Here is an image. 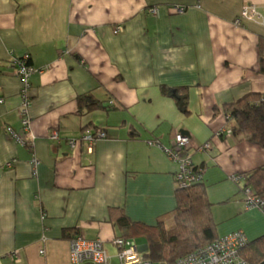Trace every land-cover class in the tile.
<instances>
[{
    "label": "crops",
    "instance_id": "0c3cea01",
    "mask_svg": "<svg viewBox=\"0 0 264 264\" xmlns=\"http://www.w3.org/2000/svg\"><path fill=\"white\" fill-rule=\"evenodd\" d=\"M261 38L264 0H0V264H65L72 235L111 242L115 208L150 225L169 216L178 165L163 148L176 132L204 167L217 236L264 234L238 220L247 209L231 177L263 165L264 149L225 132L222 110L264 93ZM25 54L23 144L7 128L22 133L13 59ZM84 94L116 109L86 113ZM96 128L106 136L90 150L79 139Z\"/></svg>",
    "mask_w": 264,
    "mask_h": 264
},
{
    "label": "trees",
    "instance_id": "16d2710c",
    "mask_svg": "<svg viewBox=\"0 0 264 264\" xmlns=\"http://www.w3.org/2000/svg\"><path fill=\"white\" fill-rule=\"evenodd\" d=\"M259 45L260 54L264 57V38L259 40ZM262 61L264 62V58ZM186 98L187 96L181 97L180 101L185 104ZM79 105L86 113L116 109L112 102L96 100L86 94L79 97ZM222 110L231 122V135L239 136L264 149V93H248L231 103L223 104ZM86 127L89 126L84 128ZM193 172L195 178L189 184L182 186L176 183V205L172 213L159 218L152 225L132 221L116 208L110 212V221L121 230L120 237H145L147 248L144 255L152 262L166 261L172 264L218 237L212 217L213 204L207 198L206 185L202 181L203 165L194 164ZM231 177L234 181V177H238V181L243 179V185L239 186L240 191L245 192L248 189L249 196L264 204V164ZM240 253L249 264L263 261L264 234L248 239Z\"/></svg>",
    "mask_w": 264,
    "mask_h": 264
},
{
    "label": "built area",
    "instance_id": "2783aa9c",
    "mask_svg": "<svg viewBox=\"0 0 264 264\" xmlns=\"http://www.w3.org/2000/svg\"><path fill=\"white\" fill-rule=\"evenodd\" d=\"M185 7H177L178 12H183ZM152 13L156 12V9L151 10ZM255 11L252 6L245 5L241 11V18L252 19ZM241 18H237L235 23H239ZM120 27H116L114 32H117ZM29 56L25 54L23 56L13 59V66L15 73L20 80L19 96L21 98L19 113H20V126L22 133H18L12 128L8 127L7 132L18 141L23 144L31 143L24 140L23 135L28 133L29 118L27 116V107L30 100V83L28 77L33 68L29 64ZM3 100L0 99V103ZM225 132L231 133L230 130ZM106 136L102 129H87L80 136V142L85 141L90 150L94 148L96 143ZM51 137L58 139L57 131L51 132ZM77 141L70 140V144L73 146ZM190 143L189 137L184 133L176 132L170 141V145L163 148L166 155L172 161L178 165V170L175 174L176 183L179 185H186L192 182L195 178L193 172V161L187 149ZM149 144H153L150 141ZM209 148V144H203L199 150ZM31 164L34 167L37 165V160L31 159ZM235 181H238V177H234ZM248 189L243 192V199L245 207L258 206L264 209V204L255 197L248 195ZM248 238L242 230H236L223 236H218L204 246L180 257L176 262L172 264H249L240 253L241 249L246 245ZM111 243L117 248L118 264H154L149 258L144 255V251L141 250V246L136 245L134 241L129 238H123L115 236ZM40 254L44 253L43 249H40ZM12 257L16 255V252L10 254ZM65 264H112L110 256L104 249V243L101 238L96 237L87 239L81 235H75L69 239V258ZM157 264H170L166 261H160Z\"/></svg>",
    "mask_w": 264,
    "mask_h": 264
},
{
    "label": "rangeland",
    "instance_id": "374dc122",
    "mask_svg": "<svg viewBox=\"0 0 264 264\" xmlns=\"http://www.w3.org/2000/svg\"><path fill=\"white\" fill-rule=\"evenodd\" d=\"M19 90H20V88H19ZM230 181L233 183V180L232 179H230ZM243 183H244V180L241 179L240 180V185L242 186ZM223 184H224L223 182L222 183H219V184H215V185H213L211 187L212 188L211 190H217ZM225 184H227V183L225 182ZM242 194H243V192H242ZM243 203H244V201H243ZM246 209H247L246 211H244L242 214L239 215V219L238 220H241V222L243 223V225L246 228H252L255 225L263 228L264 227V209L261 208V207H258V206H250V207H247ZM112 226L115 229V233H114L113 236L114 237L115 236H120L121 235V230H119L113 224H112ZM256 230H257V228H254L251 231H256ZM246 237L249 238L248 234H247ZM129 239H131V241H134L136 243V245H138V246H141V245L146 244V239L143 236H132V237H129ZM104 249L108 253V256H110L111 263L112 264H118L119 263V260L117 258V253H118L117 248L111 242H105L104 243ZM60 259L61 258L57 256V257L52 258V261H58ZM154 264H157V262H154Z\"/></svg>",
    "mask_w": 264,
    "mask_h": 264
},
{
    "label": "water",
    "instance_id": "95a60500",
    "mask_svg": "<svg viewBox=\"0 0 264 264\" xmlns=\"http://www.w3.org/2000/svg\"><path fill=\"white\" fill-rule=\"evenodd\" d=\"M146 248H147V245H146V244H144V245H141V250H142V251H145V250H146ZM259 264H264V260H263V261H261Z\"/></svg>",
    "mask_w": 264,
    "mask_h": 264
},
{
    "label": "bare ground",
    "instance_id": "6f19581e",
    "mask_svg": "<svg viewBox=\"0 0 264 264\" xmlns=\"http://www.w3.org/2000/svg\"><path fill=\"white\" fill-rule=\"evenodd\" d=\"M251 20V19H250ZM30 76V75H29ZM28 81H29V77H28ZM30 87H31V85H30Z\"/></svg>",
    "mask_w": 264,
    "mask_h": 264
}]
</instances>
